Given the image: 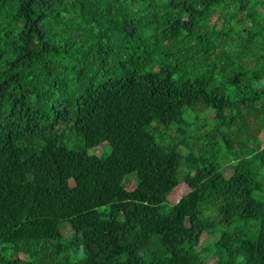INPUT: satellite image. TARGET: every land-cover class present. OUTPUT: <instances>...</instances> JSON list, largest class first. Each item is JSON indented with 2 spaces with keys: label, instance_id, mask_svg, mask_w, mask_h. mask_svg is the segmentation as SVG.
Here are the masks:
<instances>
[{
  "label": "trees",
  "instance_id": "1",
  "mask_svg": "<svg viewBox=\"0 0 264 264\" xmlns=\"http://www.w3.org/2000/svg\"><path fill=\"white\" fill-rule=\"evenodd\" d=\"M207 262L264 264V0H0V264Z\"/></svg>",
  "mask_w": 264,
  "mask_h": 264
},
{
  "label": "rangeland",
  "instance_id": "2",
  "mask_svg": "<svg viewBox=\"0 0 264 264\" xmlns=\"http://www.w3.org/2000/svg\"><path fill=\"white\" fill-rule=\"evenodd\" d=\"M104 147H105L104 148L105 152H108L110 149L108 145L105 144ZM104 150L102 149V147H100L96 150V153L102 154ZM143 184H144V180L142 178H135L126 183L125 190L128 192H131L135 190L137 187H141ZM188 191H189V188L185 184L178 185L167 198L169 204L170 205L176 204L180 200V198L183 197ZM67 230L68 229L66 228V229H63L62 231L65 233L67 232ZM203 239H209V238H207V236L205 235ZM206 264H209V263L207 262Z\"/></svg>",
  "mask_w": 264,
  "mask_h": 264
}]
</instances>
